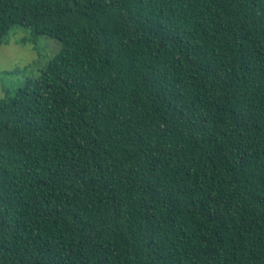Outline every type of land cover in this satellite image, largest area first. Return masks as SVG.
Here are the masks:
<instances>
[{"label":"trees","instance_id":"obj_1","mask_svg":"<svg viewBox=\"0 0 264 264\" xmlns=\"http://www.w3.org/2000/svg\"><path fill=\"white\" fill-rule=\"evenodd\" d=\"M63 49L0 98V264H264V0H0Z\"/></svg>","mask_w":264,"mask_h":264},{"label":"rangeland","instance_id":"obj_2","mask_svg":"<svg viewBox=\"0 0 264 264\" xmlns=\"http://www.w3.org/2000/svg\"><path fill=\"white\" fill-rule=\"evenodd\" d=\"M63 47L56 37L34 35L30 28L13 25L0 45V98L14 95L28 79L38 77Z\"/></svg>","mask_w":264,"mask_h":264}]
</instances>
